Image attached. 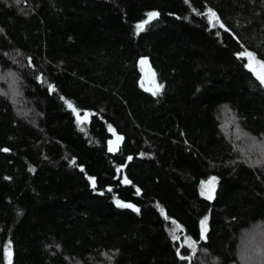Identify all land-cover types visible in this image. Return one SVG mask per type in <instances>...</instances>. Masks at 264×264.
<instances>
[{
  "label": "trees",
  "instance_id": "trees-1",
  "mask_svg": "<svg viewBox=\"0 0 264 264\" xmlns=\"http://www.w3.org/2000/svg\"><path fill=\"white\" fill-rule=\"evenodd\" d=\"M259 63L264 0H0V264H264Z\"/></svg>",
  "mask_w": 264,
  "mask_h": 264
},
{
  "label": "rangeland",
  "instance_id": "rangeland-1",
  "mask_svg": "<svg viewBox=\"0 0 264 264\" xmlns=\"http://www.w3.org/2000/svg\"><path fill=\"white\" fill-rule=\"evenodd\" d=\"M258 70L259 69H257V71ZM143 85L145 86V88L148 87L152 90L156 88V83L152 80L151 74L144 67H143ZM237 137L239 139L245 140L239 135ZM119 142H120V138L114 135L112 140V148H116ZM90 182L91 184H93L94 183L93 179H90ZM216 185H217V179L215 177H211L208 180L202 182L200 185V195L205 199H209V200L212 199L214 196ZM206 223H207V219L205 217L203 218L200 226V232L202 236H204L206 233V229H207ZM259 244L264 248V242H259Z\"/></svg>",
  "mask_w": 264,
  "mask_h": 264
},
{
  "label": "snow or ice",
  "instance_id": "snow-or-ice-1",
  "mask_svg": "<svg viewBox=\"0 0 264 264\" xmlns=\"http://www.w3.org/2000/svg\"><path fill=\"white\" fill-rule=\"evenodd\" d=\"M155 15H156L155 13H152V14H151V17H154ZM137 28H138V29H142V28H143V25H137ZM248 58H249L250 60L253 59L251 53L248 54ZM256 69H259V70L257 71V76H258V78L260 79L261 83H264V63L254 64V66H253V70L255 71ZM122 206L128 207V206H130V205H122Z\"/></svg>",
  "mask_w": 264,
  "mask_h": 264
},
{
  "label": "water",
  "instance_id": "water-1",
  "mask_svg": "<svg viewBox=\"0 0 264 264\" xmlns=\"http://www.w3.org/2000/svg\"><path fill=\"white\" fill-rule=\"evenodd\" d=\"M222 27H223V26H222ZM143 61L145 62V60H143ZM253 66H254V64H253ZM250 70H251V72H252L253 74L256 75V77H258V76H257V71H256V70L254 71V70H253V67H252Z\"/></svg>",
  "mask_w": 264,
  "mask_h": 264
}]
</instances>
